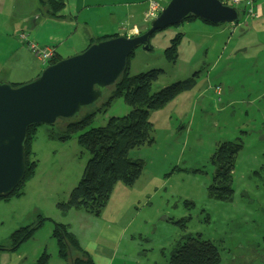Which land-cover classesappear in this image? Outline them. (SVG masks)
<instances>
[{
    "label": "rangeland",
    "instance_id": "rangeland-1",
    "mask_svg": "<svg viewBox=\"0 0 264 264\" xmlns=\"http://www.w3.org/2000/svg\"><path fill=\"white\" fill-rule=\"evenodd\" d=\"M168 1L164 0L162 7ZM40 8L37 0H0V82L8 72L12 80L23 71L16 63L18 55L12 45L21 44L12 37L13 31L21 23L29 26L28 15ZM144 21L148 29L151 20ZM20 31L27 34L30 29ZM178 32L172 26L157 32L148 42L150 50L139 47L129 58L130 75L151 69L162 71L152 91L197 76L192 90L151 112L155 144L137 155L135 151L128 153L131 158L140 156L145 161L135 186L116 184L99 216L81 211L62 215L55 205L66 201L90 156L75 138L67 143L47 138L49 129H62L63 120L53 126L40 125L31 148L37 166L23 189L25 198L12 202L10 207L0 202V245L7 246L14 230L41 215L67 224L69 233L83 249L90 248L91 239L108 247L117 255L115 262L165 264L172 247L192 237L216 245L221 264H264V173H247L249 166L264 164V118L252 105H246V101L264 93V19L243 17L222 34L210 30L211 34L202 36L185 35L177 58L168 62L163 51ZM70 40L73 45L68 50L76 48L79 37ZM60 52L71 53L63 48ZM35 65L40 72L46 66L38 61ZM216 85L221 89L219 96L213 92ZM254 106L264 108V98ZM128 112L123 99L116 98L105 114L94 118L91 127L104 126L109 118ZM236 137L243 147L232 174L233 201L210 200L206 195L213 170L209 157L217 142ZM48 229L50 235L52 224L45 222L38 236L40 248L45 246L49 253L54 247L50 264H65L56 256Z\"/></svg>",
    "mask_w": 264,
    "mask_h": 264
},
{
    "label": "trees",
    "instance_id": "trees-1",
    "mask_svg": "<svg viewBox=\"0 0 264 264\" xmlns=\"http://www.w3.org/2000/svg\"><path fill=\"white\" fill-rule=\"evenodd\" d=\"M37 1L39 6L45 9L49 17L53 19L63 18L61 12L65 8V0ZM153 1L159 7L164 3V0ZM220 1L222 2V0ZM148 7L149 0H147V9ZM250 7L252 8V6ZM239 8V15H244L245 8L243 6H239ZM252 10L257 13L255 0ZM256 19H258V16L251 20ZM194 21L210 26L224 25H213L189 16L172 27L178 30L186 23ZM157 32L161 31L154 32L149 40ZM116 36L118 35L94 38L86 48L93 43ZM183 37L184 33L178 32L169 41L168 47L163 51V56L168 62L173 63L177 58L178 48ZM148 47V50H150L151 46L149 44ZM52 49L54 55L48 64H53L63 59L55 54L54 48ZM132 56L133 53L129 58ZM129 58L126 61L122 76L113 86L103 91L102 97L97 103L90 105L87 109L85 108L88 111L86 112L84 109L83 113L81 112L82 114L80 113L75 119L63 120L64 126L62 129L54 131L51 128L47 132L49 140H55L60 143H67L75 138L77 145L86 150L90 156L83 168L81 178L70 190L66 201L58 202L55 205L62 215L69 211H81L88 215L99 216L109 202L116 184L119 183L128 188L132 187L140 178L145 161L140 156L131 158L128 153L135 151L134 154L137 155L143 148L153 147L155 144L153 137L154 127L149 119L151 112L165 108L181 94L189 92L195 86L194 78L197 77L196 74L194 75L195 77L177 81L152 91V85L157 82L162 71L151 69L130 75ZM38 62L40 63V61ZM9 85L18 87L22 84L10 83ZM216 87L220 86L216 85ZM116 98L123 99L129 108V112L122 117L109 118L104 126L91 127L94 118L98 114H105L106 109ZM38 126L40 125H32L27 128L24 140L25 175L23 180L8 197L0 198V201L21 198L25 184L33 178L37 161L31 148ZM242 147L243 143L239 137L230 141H219L215 144L209 157V164L213 170L211 181L206 190L207 198L210 200L221 203H231L233 201L232 174L237 154ZM45 222L52 224L49 237L55 243L56 256L61 262L65 264H95L90 254L69 233L67 224L55 222L41 215H36L34 221L14 230L8 237L7 246L0 245V252H16L23 244L33 238L35 233L44 226ZM49 260L50 255L43 249L32 264H48ZM165 264H221V254L219 248L208 240L185 237L183 242L177 243L172 247L168 262Z\"/></svg>",
    "mask_w": 264,
    "mask_h": 264
},
{
    "label": "water",
    "instance_id": "water-1",
    "mask_svg": "<svg viewBox=\"0 0 264 264\" xmlns=\"http://www.w3.org/2000/svg\"><path fill=\"white\" fill-rule=\"evenodd\" d=\"M189 16L221 25L236 23L239 12L220 0H169L141 35H119L93 43L76 55L48 64L37 77L18 87L0 82V198L8 197L24 178L28 127L53 126L97 103L103 91L122 76L135 49L148 50L154 32Z\"/></svg>",
    "mask_w": 264,
    "mask_h": 264
},
{
    "label": "crops",
    "instance_id": "crops-1",
    "mask_svg": "<svg viewBox=\"0 0 264 264\" xmlns=\"http://www.w3.org/2000/svg\"><path fill=\"white\" fill-rule=\"evenodd\" d=\"M65 1V8L61 12L63 15L62 19H53L49 17L46 14L45 9L41 7L37 10V12L35 10L33 13L28 15L27 20L29 21V26L25 23L19 24L17 26L19 31H16L18 29L15 28L13 31L15 35L13 34L12 37H17V34L21 32L20 29H27L28 27L30 31L27 32V35L30 41L35 43L38 47L54 48L55 54L64 59L82 52L94 38L106 35L119 36L124 33H126L127 36H133L147 29L145 26L148 25V22L144 21V15L147 11V0H103V2H100V0ZM69 1H73V3L70 4ZM255 9L257 10L258 16V19L256 20L262 21L264 19V0H255ZM124 27H128L130 29L133 28L134 32H124L122 29ZM228 27L229 25H222L215 26L214 29H209L207 26H204V24L194 21L186 23L178 30L179 32H183L184 36H188L189 34L192 36H202L211 34L210 30H219V34L226 33L225 31ZM251 30L252 32H255L254 29ZM259 32H261V30ZM76 35L79 37L78 44H75L76 48L68 50V47H72L73 45V42L70 39ZM69 42L71 43L68 44ZM21 46L12 45V47H16L13 51H16V54L18 55L16 63L23 69V71H20L19 74H17L12 80L10 75L11 72H8L5 80L3 78L1 79V82L8 84H25L39 75L40 69H38L35 65L37 62L35 61L36 59L34 60L29 51L23 45ZM60 48H63L66 52L71 51V53L66 54L65 52H60ZM23 62H27V64L24 65ZM256 96L257 97L246 101V105L248 107L252 105L253 109L258 111L259 114H262L264 118V108L260 109L255 108L254 106L259 99L264 98V93L257 94ZM244 113L246 114V112ZM262 128H264V125ZM259 171L260 173H264V164L262 165L261 162L260 166H249L247 173H257ZM135 184L133 186H135ZM23 198H25V194L18 199L13 198L0 202L9 206L11 204L13 205L12 202H18ZM49 231L50 230L48 229V235ZM40 232L41 229L39 232L35 233L30 242L28 241L29 243L27 242L22 245L16 252H0V264L33 263L41 253L40 251L45 249V246H43L44 248H40V237L38 238ZM88 243L90 248L87 249V247H85V249L90 253V256L95 264H126V261L115 262L117 255L108 249V247L98 243L96 240L91 239ZM25 246H27V249H21ZM115 249L116 247L112 250L115 251ZM54 251V247L49 251L48 254L50 255V259L54 258ZM48 264H50V261Z\"/></svg>",
    "mask_w": 264,
    "mask_h": 264
},
{
    "label": "built area",
    "instance_id": "built-area-1",
    "mask_svg": "<svg viewBox=\"0 0 264 264\" xmlns=\"http://www.w3.org/2000/svg\"><path fill=\"white\" fill-rule=\"evenodd\" d=\"M224 1V0H223ZM232 5L235 6H243L245 8V19H254L257 16V13L253 11V2L254 0H227ZM248 6V8H247ZM252 6V8L250 7ZM250 7V8H249ZM157 11H160V7L153 0H149V7L144 15L145 20H152L157 15ZM124 32H134V29H130L128 27L122 28ZM17 40L21 45H24L27 50L31 53L34 59L40 61L42 65H47L48 62L52 59L54 55V51L50 47L40 48L34 43H32L28 39V35L24 32H19L17 34ZM214 94L217 96L220 95L221 89L219 87H215L213 90Z\"/></svg>",
    "mask_w": 264,
    "mask_h": 264
},
{
    "label": "clouds",
    "instance_id": "clouds-1",
    "mask_svg": "<svg viewBox=\"0 0 264 264\" xmlns=\"http://www.w3.org/2000/svg\"><path fill=\"white\" fill-rule=\"evenodd\" d=\"M224 1H227V0H224ZM224 1L222 0V3H223V4H226ZM227 5H228V6H231V7H235L237 10L240 9L239 6L232 5V4H231L230 2H228V1H227ZM161 8H162V6L160 7V10H161ZM159 12H160V11H159ZM159 12H158V13H159ZM158 13H157V15H158ZM157 15H156V16H157ZM243 17H245V14L242 15V16L239 15V19H238V21H237L236 23H230V24H224V25H229V26H235V25H238L239 20H240L241 18H243ZM248 20H251V19H248ZM150 22H151V21H150ZM150 22H149V23H150ZM124 34L126 35V33H124ZM124 34H122V35H124ZM125 35H124V36H125ZM134 36H136V35H133V36H127V35H126V37H134ZM47 65H48V64H47ZM47 65H46V66H47ZM46 66H45V67H46ZM220 94H221V93H220Z\"/></svg>",
    "mask_w": 264,
    "mask_h": 264
},
{
    "label": "bare ground",
    "instance_id": "bare-ground-1",
    "mask_svg": "<svg viewBox=\"0 0 264 264\" xmlns=\"http://www.w3.org/2000/svg\"><path fill=\"white\" fill-rule=\"evenodd\" d=\"M32 42V41H31ZM33 43V42H32ZM34 45H36L35 43H34ZM37 46V45H36Z\"/></svg>",
    "mask_w": 264,
    "mask_h": 264
}]
</instances>
